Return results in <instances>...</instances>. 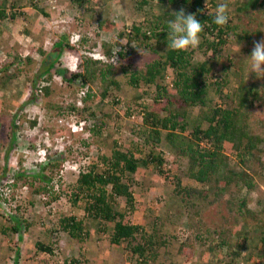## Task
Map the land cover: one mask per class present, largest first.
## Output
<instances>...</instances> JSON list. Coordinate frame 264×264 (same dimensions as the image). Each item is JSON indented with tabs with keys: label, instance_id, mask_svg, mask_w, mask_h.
<instances>
[{
	"label": "rangeland",
	"instance_id": "obj_1",
	"mask_svg": "<svg viewBox=\"0 0 264 264\" xmlns=\"http://www.w3.org/2000/svg\"><path fill=\"white\" fill-rule=\"evenodd\" d=\"M150 1L139 10L131 0H87L82 1L81 6L69 0L54 2L41 0L40 2L51 7L53 13L44 16L36 12L37 18L40 17L39 22L43 31L38 38L36 37V41L34 34H27V30H30L27 26L31 24L30 21L26 18L20 19L22 13L31 18V13H35L34 8L25 4L23 0H7L8 13H16V17L7 18L0 23V141H8L10 133L14 132L11 127L12 119H17L20 124L15 129L17 142L22 146L16 145L10 153L11 159L8 160L2 157L7 149L5 144L0 142V174L4 172L7 164L9 174L14 173L16 167L19 168L16 171L24 169L26 173L19 179L14 177L17 184L13 187L16 195V208L13 213L23 222V240L30 241L27 244L20 242L19 264H67L73 257L84 260L86 262L84 264H130L126 244H113L107 238L113 223L104 224L106 231L101 232L103 224L91 220L86 215L84 200L73 205L69 192L73 189L80 171L95 161L97 155L109 153L115 147L114 141L123 151L132 150L136 146L145 150L144 137L139 133L143 115L138 112L142 109L140 105L146 106L147 111L155 110L162 115L165 114L161 106L153 101L155 93L153 87L147 85L133 87L127 82L130 72L136 66L144 65L157 56V53L153 54L150 49H141L140 53L129 60L131 65L125 66L127 69L124 67L127 71L125 73L120 64L118 66L111 64L112 52L106 54L102 47V42L111 43L119 31L123 29L129 31L133 24L140 23L146 29L148 26L146 20L152 21L158 13L172 10L171 6L159 4L157 0ZM214 1L217 5L224 2ZM243 1L226 0L229 4L228 15L232 26L228 42L215 53L209 51L205 55L197 51L192 57V63L211 59L214 63L209 73L211 81L221 78L229 81L222 88L221 95L216 94L214 90L209 92L210 98L223 106L231 103L225 95L232 94L243 75L248 82L250 81V57H247L251 54L253 42L264 38V4L239 12L237 7ZM51 3L56 7H52ZM57 7L60 8L59 12L55 11ZM210 8L211 11H215L216 7ZM56 13L58 14L54 18ZM101 18L116 22L112 33L99 29L98 22ZM73 33L81 34L85 41L82 40L79 47H74V51L71 49L64 53L77 56L79 63L86 59L100 60L106 75H113L118 80V88H109L111 94L104 104L98 103L97 100L91 103L94 116L88 115L89 112L80 114L76 110H71V104H74L78 111L83 109V95L78 94L80 93L78 84H66L58 72V69L67 68L61 62L63 54L55 61L49 73L45 71L58 51V48L51 50L53 42L61 36L66 39ZM245 34L248 35L247 38H239ZM119 40L129 47L136 45L134 41L127 43L126 39ZM149 44L155 45L154 40H150ZM115 46L118 48V45L114 44L113 47ZM16 55L18 58H14ZM99 55H104V58H98ZM78 68L79 66L77 70ZM172 77L171 71H168L164 79L160 80V84L165 85L171 93L174 92ZM45 87L49 88V93L45 92ZM87 87L89 92L97 93L92 84L89 83ZM32 95L34 99L30 98ZM98 98L99 96L96 97ZM117 98L119 102L116 104L112 99ZM255 104L250 109V124L257 122L258 129L264 132V105ZM128 107L130 114H126ZM198 112L199 106L189 107L190 122L197 117ZM104 114L110 117L104 118ZM32 120L36 121L34 126L30 124ZM103 120L107 125L101 132L99 134L92 132V129H96ZM191 127L190 123L184 133L188 134ZM30 146L34 153L27 151ZM200 146L208 147V143L200 142ZM259 148L264 149V144H259ZM161 149L164 159L161 167L153 164L138 167L134 174L133 193L136 207L130 216L131 222L143 226L147 232H151L152 225L157 223L161 230L169 234L170 244L167 248L159 250L157 259L152 264H227L230 259L226 247L208 252L196 244L195 237H192V241L189 240V236L186 239L191 233L202 234L204 228L210 226L217 230L216 234L208 237L213 243L220 239L219 232L230 237L232 244L238 239L236 233H241L238 241L244 244V249L233 264H264V241H261L264 238L262 213L264 198L255 190L242 189L240 196L244 197L245 206L256 215L254 217L238 215L235 209L227 208L226 196L213 198L212 193L209 198L194 199L196 207L185 209L184 200L176 192L177 179L181 187L192 186L203 191L209 188L206 184L198 183L187 176L188 161L185 157L181 158L170 152L164 141ZM42 150L47 158L44 163L41 162ZM225 151L231 157L228 165L235 171L239 170L237 152L231 149L229 144H225ZM55 163L59 164V167H55ZM41 166L44 168L41 169ZM39 169L45 177L49 176L51 181H40L32 176L31 173ZM159 169L162 170L161 173L158 172ZM261 174L263 180L257 181L264 191V169ZM124 207V199L117 198V208L123 211ZM182 207L188 215L181 213ZM195 209L197 211H194ZM64 215H74L76 219L82 220L89 230V236L78 241L71 239L61 230L56 233L57 241H52V252L37 250L35 243L40 239L48 242L46 230L57 226L58 218ZM166 219H174L173 229L168 227ZM2 223L3 219L0 217V227ZM222 229L223 231H220ZM173 230L176 232H170ZM173 235L176 236L174 240ZM14 239V235L0 234V264H14L13 254L16 247ZM52 239H56V236L53 235ZM233 249L235 251L234 247Z\"/></svg>",
	"mask_w": 264,
	"mask_h": 264
},
{
	"label": "trees",
	"instance_id": "obj_2",
	"mask_svg": "<svg viewBox=\"0 0 264 264\" xmlns=\"http://www.w3.org/2000/svg\"><path fill=\"white\" fill-rule=\"evenodd\" d=\"M23 1L43 15H48L47 7L49 6L40 2L41 0ZM69 1L78 6H81L82 1L87 2V0ZM131 1L135 2L136 9L139 10L143 5L151 2L150 0ZM157 2L171 6L172 10L158 13L152 21L146 20L145 23L148 25L146 29L140 23L139 25L133 24L129 31L124 29L119 31L111 43L102 42V47L106 54H111L116 48L113 45H118V48L121 49L120 52H117L118 61L121 68L123 67L122 71L125 73H127L126 67L131 65L129 60L135 54L140 53L141 49H150L153 54L157 53V56L144 65L136 66L130 72L127 82L133 87L139 85L153 87L155 89L153 101L161 106L165 114L162 115L155 110L147 111L146 106L140 105L142 109L138 112L143 115L142 127L139 128V133L144 137L145 150L143 151L136 146L132 150L123 151L118 148L117 143L114 141L115 147L109 153L97 155L95 161H92L86 169L83 168L80 171L73 189L69 192L73 205L77 204L78 201L84 200L86 215L91 220H97L103 224L100 228L101 232L106 231L104 224L113 223L107 238L113 244H126L130 264H152L157 259L159 250L167 248L170 244L169 234L163 229L161 230L159 224L154 223L151 232H147L143 226L131 222L130 218L136 207L133 193L134 174L138 167H147L150 164L158 167L163 165L164 159L162 158L161 149L163 141L167 144L170 152L187 159V176L198 183L206 184L209 188L203 191L192 186L181 187L179 179H177L178 188L176 192L184 200L185 209L187 207L190 209L196 207L194 199L209 198L210 193H212L213 198L226 196L227 208L230 210L235 209L238 215L254 217L256 215L246 208V200L240 196L242 189L255 190L261 198H264V191L257 181L263 180L261 172L264 169V155H262L264 154V149L259 148V144H264V132L258 129L256 126L257 122L250 124L249 119L251 117L250 109L255 103V105L259 106L264 105V78L260 77L258 73H249L252 79L250 78L248 82L243 75L237 82L232 94L225 95V98L230 100L231 103L224 104L225 106L215 103L210 98L209 92L214 90L216 94L221 95L222 88L229 81L225 78L211 81L209 73L214 66L211 59L207 58L192 63V57L197 51H201L205 55L209 51L215 53L228 42L229 31L232 29L230 17L228 24L223 27L213 23L215 11H211L210 7L217 6L214 0H208V2L206 0H157ZM14 4L15 2L12 6ZM263 4L264 0H244L237 7V10L241 12L249 8H255L258 5L263 6ZM182 8L186 14H195L197 20L203 25V31L199 34L200 45L198 48L189 49L188 51H176L167 48L168 22L175 18L174 12ZM15 17L16 13H8L7 0H0V23L7 18L14 19ZM116 25L115 21L108 18H101L98 22L99 29L103 31L112 32ZM247 37V34L242 37L239 36L242 39ZM119 38L126 39L127 43L134 41L136 45L129 47L126 43H121L122 41ZM150 40H154L155 45H150ZM66 41L67 39L62 36L59 42H55V44L58 42L59 51L64 47L75 50ZM54 55L55 57L45 69L47 73L53 68L60 53H55ZM14 58H18L17 55ZM102 65L100 60L86 59L84 62L80 61L77 71L72 72L67 68L58 69L66 84H78L80 89L90 83L97 92L93 93L87 90L82 98L83 109L78 111L74 104H71V110H76L80 114L89 112L88 115L94 116V112L91 110V103L97 100L98 103L104 104L111 94L109 93V88H118L117 78L113 75L107 76ZM168 71H171L173 75L172 89L174 92L172 93L169 92L165 85L160 84V80L164 79V75ZM44 90L46 93L50 92L48 87H45ZM97 96H99L98 99H96ZM30 98L34 99V96L32 95ZM112 100L116 104L119 102L118 98ZM191 106H199V112L197 117L190 122L188 109ZM126 114H130L129 107ZM103 117H110V115L104 114ZM12 120L11 127L14 132L10 133L7 142L4 140L0 141L4 144H9L6 152L9 155L14 147L20 144L17 142V132L15 131L20 124L17 119ZM190 123L192 124L191 130L186 134L184 132L188 130ZM30 124L34 126L36 121L32 120ZM106 125L103 120L100 125H97L96 129H92V132L99 134ZM200 142L208 143V147H201ZM225 144H229L231 149L237 152V164H239V170L237 171L228 165L231 157L225 151ZM28 148V152H35L32 146ZM99 165H101L100 168ZM54 166L59 167V164L55 163ZM40 168L43 169L44 166ZM18 169L16 167V170ZM41 169L37 172H32V176L40 181H49L50 177H45ZM9 170L7 164L4 172L0 174V183L8 176L19 179L26 174L24 169L20 171L14 170L12 174H9ZM158 172L161 173L162 170L159 169ZM14 180L13 187L17 184ZM55 198L53 197V199ZM117 198H123L125 201L123 211L117 208ZM180 210L184 215H188L184 207ZM194 211H197V209ZM262 213H264V207ZM178 215L180 218V214ZM0 217L3 219L0 234L15 236L16 247L14 249L13 262L14 264H19L21 242L19 237L24 234L23 222L16 214L5 213L1 209ZM166 221L168 222V227L173 229L175 226L174 219H166ZM61 230L66 232L71 239H77L78 241L89 236V230L85 227L82 220L76 219L74 215H64L58 218L57 226H52L46 230L47 235L45 236L48 238V242L40 239L35 243L36 249L52 252L53 242H56L58 238L56 233ZM174 231L170 232L174 233ZM220 231H223V229ZM216 233V228L210 226L204 228L202 234L197 232L192 235L191 233L187 235L186 239L189 236V240L192 241V237H195L194 241L197 242L196 244L204 247L208 252L226 247L230 259L227 264H233L244 249V244L238 241L241 233H236L238 239L233 244L229 239L230 237H226L222 232H219L220 239L213 243L208 237ZM53 235L56 236V239H52ZM172 238L174 240L176 236L173 235ZM261 241H264V238ZM84 262L80 258L73 257L67 264H84Z\"/></svg>",
	"mask_w": 264,
	"mask_h": 264
},
{
	"label": "clouds",
	"instance_id": "obj_3",
	"mask_svg": "<svg viewBox=\"0 0 264 264\" xmlns=\"http://www.w3.org/2000/svg\"><path fill=\"white\" fill-rule=\"evenodd\" d=\"M228 10H229V4L226 2V0H224V2L219 3L215 8L213 23L220 27L227 25L229 22ZM174 14H175V18L168 22V32L166 37L167 48L176 51H188L189 49L198 48L201 42L199 34L203 31L202 23L197 20L195 14L193 13L186 14L183 8L180 9L179 11L174 12ZM74 34H78V33L71 34V36L66 38L67 39L66 42L71 47H79V45L83 40V37L81 38V34H79L80 36L77 39V41H75V43L72 44L71 37L74 36ZM56 40L53 42V44L56 42ZM238 48L240 50L239 44H238ZM66 50H71V49H68L66 47L63 48L62 53H60V56L63 54L61 56L62 59L63 58L65 59L67 57L71 59L75 57L72 54L70 55L66 52L64 53V51ZM120 51L121 49L116 47V49L112 52L110 62L113 66H118L119 64V61L116 57V53ZM249 57H250V73H254V74L258 73L260 74V77H264V38L260 39L259 41L253 42L251 54L247 58ZM78 64L79 62H77V66ZM77 66L75 68L68 67L67 69L74 72L77 70ZM25 143L23 142V144Z\"/></svg>",
	"mask_w": 264,
	"mask_h": 264
},
{
	"label": "built area",
	"instance_id": "obj_4",
	"mask_svg": "<svg viewBox=\"0 0 264 264\" xmlns=\"http://www.w3.org/2000/svg\"><path fill=\"white\" fill-rule=\"evenodd\" d=\"M54 1L55 0H52V2H54ZM52 7H55V5L52 4ZM79 36H80L79 34H74V36L71 37V43L72 44L75 43V41H77ZM116 57L118 58L117 53H116ZM98 58L102 59V58H104V55H99ZM110 60H111V57H110ZM61 62L63 64V66H65L67 68L68 67L75 68L77 66L78 57L75 56L71 59L69 57H67L65 59L61 58ZM87 86H88V84H86L83 88L79 89L78 92H80V93H78V94H80V96L85 95V92L87 91V88H88ZM41 153H42V160L44 162L45 160H47V158L45 157L44 150H42ZM78 173H79V171H78ZM13 180H14L13 177L8 176V178L4 179L0 183V209H1V211L5 212V213H13L15 211L14 208H16V195L14 194V190H13V183H14ZM49 181H51V178Z\"/></svg>",
	"mask_w": 264,
	"mask_h": 264
},
{
	"label": "crops",
	"instance_id": "obj_5",
	"mask_svg": "<svg viewBox=\"0 0 264 264\" xmlns=\"http://www.w3.org/2000/svg\"><path fill=\"white\" fill-rule=\"evenodd\" d=\"M44 4V3H43ZM59 5V4H58ZM59 6H61V4L59 5ZM50 7V6H49ZM48 7V8H49ZM56 7V6H55ZM47 8V9H48ZM51 8V7H50ZM49 8V9H50ZM49 9H48V13H50V14H52L53 13V10L52 9H50V11H49ZM59 9L60 8H56V10L55 11H58L59 12ZM34 10V12L35 13H31V18L30 17H27L26 16V14L25 13H22V15L20 16V19H22V20H24V18H26L27 19V21H30V23L31 24H29V25H27L28 26V28L30 29L29 31L27 30V34L29 35V34H34V38H35V40H36V37L38 38L39 37V35H40V33H43V31H42V27H41V23L39 22V18L40 17H38L37 18V16H36V12H37V10H35V9H33ZM39 12V11H38ZM57 14L58 13H56V15L54 16V18L57 16ZM45 16V15H44ZM44 18V17H43ZM45 19H47V18H45ZM54 22V21H53ZM56 22V21H55ZM26 26V27H27ZM30 26V27H29ZM114 30V29H113ZM113 32V31H112ZM111 32V33H112ZM115 33V32H114ZM26 38H29L28 36H26ZM62 37H60V39H61ZM60 39H58V40H56V41H60ZM37 41V40H36ZM35 42V41H34ZM57 42V43H58ZM57 43L55 44H53V48L51 49V50H53V49H56V48H58L57 47ZM63 50V49H62ZM62 50L61 51H59V48H58V51L56 52V53H62ZM52 61V60H51ZM50 61V62H51ZM49 62V63H50ZM49 65V64H48ZM8 143H6L5 145H6V152L8 151V147H9V144L7 145ZM4 153H5V151H4ZM1 156H2V153H1ZM2 157H5L4 159H11V154L9 155V154H4ZM47 177V176H46ZM19 238H21V242L23 243V244H27L28 242H30V241H24L23 240V238L22 237H19ZM24 246H26V245H24ZM19 253H20V251H19Z\"/></svg>",
	"mask_w": 264,
	"mask_h": 264
}]
</instances>
